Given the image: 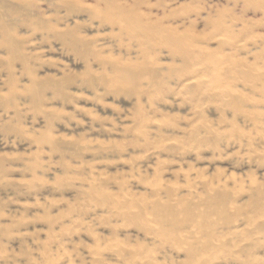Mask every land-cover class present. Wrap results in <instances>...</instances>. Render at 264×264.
<instances>
[{"label":"rangeland","instance_id":"1","mask_svg":"<svg viewBox=\"0 0 264 264\" xmlns=\"http://www.w3.org/2000/svg\"><path fill=\"white\" fill-rule=\"evenodd\" d=\"M0 264H264V0H0Z\"/></svg>","mask_w":264,"mask_h":264},{"label":"bare ground","instance_id":"2","mask_svg":"<svg viewBox=\"0 0 264 264\" xmlns=\"http://www.w3.org/2000/svg\"><path fill=\"white\" fill-rule=\"evenodd\" d=\"M122 17H123V18H122ZM121 19H126V20H127L126 23H127V22L129 23V21H130L129 24H131V23L134 22L131 18L128 19V16H125V15H122V16H121ZM122 21H124V20H122ZM122 23H123V22H122ZM128 23H127V25H128ZM135 31H136V30H135Z\"/></svg>","mask_w":264,"mask_h":264}]
</instances>
